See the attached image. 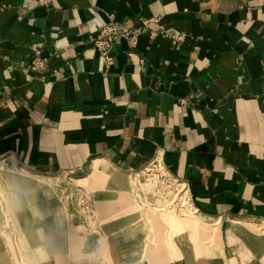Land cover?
Returning a JSON list of instances; mask_svg holds the SVG:
<instances>
[{"label":"crops","instance_id":"1","mask_svg":"<svg viewBox=\"0 0 264 264\" xmlns=\"http://www.w3.org/2000/svg\"><path fill=\"white\" fill-rule=\"evenodd\" d=\"M113 17L183 33L93 46ZM37 50L45 73L19 64ZM32 173L162 161L205 216L264 217V0H0V160Z\"/></svg>","mask_w":264,"mask_h":264},{"label":"rangeland","instance_id":"2","mask_svg":"<svg viewBox=\"0 0 264 264\" xmlns=\"http://www.w3.org/2000/svg\"><path fill=\"white\" fill-rule=\"evenodd\" d=\"M0 160V264H264V217H208L162 161L43 181Z\"/></svg>","mask_w":264,"mask_h":264},{"label":"built area","instance_id":"3","mask_svg":"<svg viewBox=\"0 0 264 264\" xmlns=\"http://www.w3.org/2000/svg\"><path fill=\"white\" fill-rule=\"evenodd\" d=\"M151 20H144L140 28H131L127 25L119 24L113 17H109V22L104 25L98 32L97 36L93 39L94 48L99 51L106 65L112 63L111 50L113 46L120 40H125L130 47L137 46L140 36L149 32L150 37L154 38L158 35H162L167 39H170L174 45H179L185 39L183 33L175 32L172 29H166L159 27L157 31H149L151 28ZM23 72H38L45 73L49 70L48 58L43 56L41 50H37L34 54V58L29 63L19 64L17 66Z\"/></svg>","mask_w":264,"mask_h":264},{"label":"bare ground","instance_id":"4","mask_svg":"<svg viewBox=\"0 0 264 264\" xmlns=\"http://www.w3.org/2000/svg\"><path fill=\"white\" fill-rule=\"evenodd\" d=\"M9 160V159H8ZM43 181H49L52 180V177H40Z\"/></svg>","mask_w":264,"mask_h":264}]
</instances>
